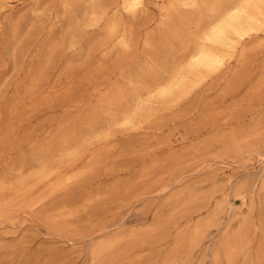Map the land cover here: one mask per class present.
Wrapping results in <instances>:
<instances>
[{
    "label": "rangeland",
    "instance_id": "obj_1",
    "mask_svg": "<svg viewBox=\"0 0 264 264\" xmlns=\"http://www.w3.org/2000/svg\"><path fill=\"white\" fill-rule=\"evenodd\" d=\"M111 1L104 23L76 30L69 0H0V203H10L0 214V264H183L176 238L208 217L220 191L238 183L258 191L264 179V147L225 151L233 131L243 138L264 123V31L227 69L173 103L156 99L153 117L132 127L121 124V111L134 114L154 100L163 69L186 64L197 27L182 28L183 41L175 37L192 13L185 8L170 28L162 25L171 0H147L135 16ZM87 8L78 12L83 26ZM113 21L118 35L108 33ZM125 32L129 51L116 45ZM67 142H82L81 154L68 156ZM44 170L56 172L36 183ZM213 192L212 204L196 212ZM233 201L185 264H215L221 238L247 210ZM166 218L169 237L140 246ZM260 238L249 251L253 262ZM109 242L116 245L95 256Z\"/></svg>",
    "mask_w": 264,
    "mask_h": 264
},
{
    "label": "bare ground",
    "instance_id": "obj_2",
    "mask_svg": "<svg viewBox=\"0 0 264 264\" xmlns=\"http://www.w3.org/2000/svg\"><path fill=\"white\" fill-rule=\"evenodd\" d=\"M86 3H88V8L86 9L85 16H88L89 20L86 22L84 21L83 26V22H81L78 17V12ZM205 3L206 7H204ZM112 4L111 0H69L66 9L72 15L73 27L76 30H86L96 28L104 23L112 8ZM146 5L147 0H121V9L134 16L137 15L142 8H145ZM183 8L191 10L192 13L190 16L181 18L180 24L175 28V37L177 40L183 41V36H181L180 31L183 30L182 28L185 26L196 25L197 27L194 36L188 39L189 41L195 40L196 42L193 44L191 43L192 45L187 53L186 64L178 65V63H176L171 69H163L161 78L157 77L156 80L159 81L157 88L151 90L156 93L154 100L147 102L145 107H140L134 114L123 113L121 111V114L124 115L123 117L121 116V124L137 127L150 120L155 112L151 103L156 101V99L157 102L173 103L180 98L186 97L193 89H196L208 78L227 69L229 64L237 59L241 48L243 49L241 53H247L249 49L245 47L244 43L264 31V0H171L166 10L167 18L162 22V25L165 26L166 29L170 28L172 23L171 20H173L176 14L182 11ZM204 8H206L207 13L204 12ZM194 15H198L199 18L195 19ZM108 33L109 35H118L119 25L116 21L109 23ZM76 44L77 43L73 41L71 47H75ZM116 45L129 51L133 47V39L125 32L117 37ZM147 45H151V42L148 41ZM120 97L122 99L123 94H121ZM109 103L113 108L112 113H119V103ZM261 124L255 126V129L247 133L243 138H238L236 134L237 131H233L235 130L233 129L229 137L231 143L229 146H225V151L227 153L238 154L245 148H249L253 151H258L260 148H263L264 123ZM218 139H220V137ZM242 143L244 144L243 146H241ZM82 144V142H78V144L67 142L63 150L68 153V156L76 157L82 152ZM72 149H74V151ZM186 150L183 149L182 151ZM186 153V155H188L189 152ZM182 156H184V154ZM152 166H154V164ZM156 169L155 171H157ZM55 172V170L40 171L36 175L35 182H42L54 175ZM60 186L61 180L53 184L52 187L54 190H57ZM218 193L219 192H213L208 194L204 198V201H202V205L196 207L195 211L200 212L209 207ZM220 193L223 199H221V202H217L215 208L208 217L203 219V221L197 222L190 230L184 231L176 238L175 258L181 257L182 261H184L183 264H185V260H189L193 249L206 238L208 232L212 228L218 226L220 215L226 208L225 201L234 199L231 203L233 209L238 210L245 207L247 210L244 214L235 218L231 233L221 238L215 254V264H264V179L258 191L252 187H248L244 183H238L232 188L230 193L227 194L223 191H220ZM191 199H193V197ZM187 204L188 202L185 203L183 207ZM9 208L10 203H0V214L7 215ZM168 219L166 218V220ZM172 219L174 220V218ZM170 223L171 220L164 221L155 229L144 234L143 242L140 246H152L153 243L157 244L166 240L169 237L167 229L169 225H171ZM257 237H261L260 248L258 249L256 260L253 262L250 259L249 251ZM115 245L116 242L101 244L100 247L97 248L95 256L99 257L109 252ZM162 264H171V262L166 260Z\"/></svg>",
    "mask_w": 264,
    "mask_h": 264
}]
</instances>
